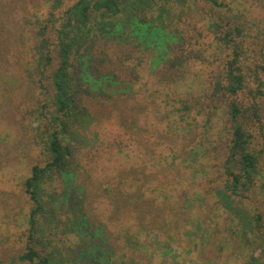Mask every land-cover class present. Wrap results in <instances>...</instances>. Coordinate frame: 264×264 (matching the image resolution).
Listing matches in <instances>:
<instances>
[{
  "label": "trees",
  "instance_id": "trees-1",
  "mask_svg": "<svg viewBox=\"0 0 264 264\" xmlns=\"http://www.w3.org/2000/svg\"><path fill=\"white\" fill-rule=\"evenodd\" d=\"M46 2L51 11L44 24L39 20L35 66L27 73L35 101L18 112L28 119L46 162L34 164L24 182L29 241L19 261L228 264L238 259L264 264V148L257 143L258 137L264 139V25L238 12L233 0H77L61 17L56 12L66 1ZM197 18L216 48L230 52L210 93L180 99L179 108L172 110L174 120L165 118L158 138L168 145V153L150 156V164L140 159L139 173L126 175L121 169L111 178L105 193L116 213L114 228L101 224L95 240H70L74 214L59 196H68V180L77 178L79 153L95 143L87 136L97 120L93 101L100 107L118 97L130 99V89L121 92L118 85L131 77L138 81L135 68L123 80L115 70L139 51L151 53L150 61L166 77L162 82L178 84L190 64L208 58L199 39L185 41L183 25L190 19L191 26ZM192 30L198 31L195 25ZM137 60L140 66L144 62ZM1 105L0 110L5 108ZM193 113L206 118L202 142L199 138L200 145L189 148V139L201 130L196 117L187 123ZM118 118L129 134L141 129L138 116L125 111ZM219 121L227 136L219 137L223 144L217 153L203 144ZM99 237L105 238L101 244Z\"/></svg>",
  "mask_w": 264,
  "mask_h": 264
},
{
  "label": "rangeland",
  "instance_id": "rangeland-1",
  "mask_svg": "<svg viewBox=\"0 0 264 264\" xmlns=\"http://www.w3.org/2000/svg\"><path fill=\"white\" fill-rule=\"evenodd\" d=\"M65 1L64 6L56 12L57 17H61L77 0ZM233 2L238 12L264 25V0H258L261 4L256 0ZM50 11L46 0H0V101L5 106L0 110V264H28L18 259L29 241L30 203L24 193V182L30 175L32 166L43 165L46 157L34 144V131L28 119H21L18 112L22 110L24 113L27 106L35 101L34 89L29 86L30 79L27 73L35 66L34 46L37 30L44 24ZM39 20L42 21L41 24ZM189 21L190 19L183 25L186 29L185 41L189 42L192 37L199 39L198 44L206 51L208 58L190 64L180 73L182 77L179 76L178 84L162 82L166 77H161L160 71L155 67L157 64L154 62V65L150 61L151 53L139 51L132 61L120 69L119 66L114 67L118 69L115 72L121 76V80L122 77L131 74L128 69L135 68L139 80L131 77V82L118 85L121 92L122 89H130L128 92L125 90L130 99L118 97L119 101L104 106L99 101L100 107L93 101L92 111L97 120L91 125V134L87 136L95 143H90L79 153L81 167L76 170L77 178L68 180L70 185L67 189L68 196L61 198L59 196V201L74 214L70 229L75 231V236L70 235V240L76 241L79 236L95 240L94 236L100 232L97 228L102 229V225L104 228H114L111 225L115 223L116 213L109 196L105 193V187L111 185L109 183L111 178L121 169L128 172L126 175L134 173L143 168L140 159L150 164V156L158 155L160 150L167 152L168 145L161 144L158 138L166 123L165 118L174 120L172 110L179 108L177 102L180 99H189L193 96L205 98L210 93L211 83L223 70L230 52L216 48L217 43L207 32L204 22L198 18L192 19L191 24L198 30L193 31V25L190 26ZM53 33L54 31L50 36L53 37ZM119 55L125 56L120 53ZM94 57L98 59L99 55L98 58L95 55ZM139 58L144 59L141 66L138 65ZM130 86L131 88H128ZM124 110L132 117H139L138 126L141 129L133 134L127 133L120 126L118 116L120 112L125 114ZM196 113L191 115L187 123L194 122L196 117L197 121L200 120L201 130L199 129L200 133L189 139V148L198 147L199 138L201 142L203 140L202 126L206 117L204 115L197 117ZM213 132V136L203 146L211 151L216 148V152L220 153L223 141L219 137L227 136V128L219 121L215 123ZM257 143L258 148H264V139L258 137ZM146 152L150 155L143 154ZM213 163L216 164V161ZM128 168L131 169L126 171ZM262 174L264 181V163ZM96 239L100 244L105 240L100 237ZM185 254L189 262L191 255L188 256L187 252ZM211 262L202 260L200 264H213ZM242 263V260L232 259L228 264Z\"/></svg>",
  "mask_w": 264,
  "mask_h": 264
}]
</instances>
